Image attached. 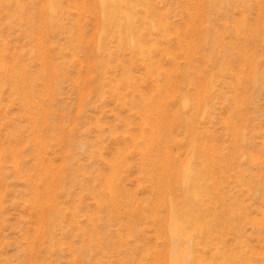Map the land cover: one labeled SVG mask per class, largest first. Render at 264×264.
Instances as JSON below:
<instances>
[{
	"label": "rangeland",
	"instance_id": "rangeland-1",
	"mask_svg": "<svg viewBox=\"0 0 264 264\" xmlns=\"http://www.w3.org/2000/svg\"><path fill=\"white\" fill-rule=\"evenodd\" d=\"M0 264H264V0H0Z\"/></svg>",
	"mask_w": 264,
	"mask_h": 264
}]
</instances>
